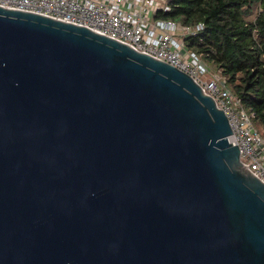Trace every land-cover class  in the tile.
<instances>
[{"label": "water", "instance_id": "water-1", "mask_svg": "<svg viewBox=\"0 0 264 264\" xmlns=\"http://www.w3.org/2000/svg\"><path fill=\"white\" fill-rule=\"evenodd\" d=\"M189 73L0 5V264H264V180Z\"/></svg>", "mask_w": 264, "mask_h": 264}, {"label": "built area", "instance_id": "built-area-1", "mask_svg": "<svg viewBox=\"0 0 264 264\" xmlns=\"http://www.w3.org/2000/svg\"><path fill=\"white\" fill-rule=\"evenodd\" d=\"M0 5L87 26L189 73L229 117L233 132L228 138L239 145L242 165L264 180V136L254 123V112L243 105L220 73L209 70L186 47L184 37L193 32L191 28L157 16L170 9L169 0H0Z\"/></svg>", "mask_w": 264, "mask_h": 264}, {"label": "trees", "instance_id": "trees-1", "mask_svg": "<svg viewBox=\"0 0 264 264\" xmlns=\"http://www.w3.org/2000/svg\"><path fill=\"white\" fill-rule=\"evenodd\" d=\"M157 16L193 32L186 47L220 73L264 136V0H169ZM201 24L202 27L198 28Z\"/></svg>", "mask_w": 264, "mask_h": 264}, {"label": "rangeland", "instance_id": "rangeland-1", "mask_svg": "<svg viewBox=\"0 0 264 264\" xmlns=\"http://www.w3.org/2000/svg\"><path fill=\"white\" fill-rule=\"evenodd\" d=\"M179 29H181V27H180V26H179ZM209 67H210V66H209ZM209 70H212V67H210V68H209ZM208 73H209V71H208ZM208 73H207V74H208Z\"/></svg>", "mask_w": 264, "mask_h": 264}]
</instances>
